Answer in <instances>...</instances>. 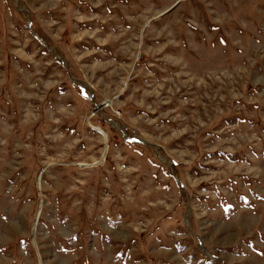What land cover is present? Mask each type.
<instances>
[{
	"label": "rangeland",
	"instance_id": "374dc122",
	"mask_svg": "<svg viewBox=\"0 0 264 264\" xmlns=\"http://www.w3.org/2000/svg\"><path fill=\"white\" fill-rule=\"evenodd\" d=\"M0 264H264V0H0Z\"/></svg>",
	"mask_w": 264,
	"mask_h": 264
},
{
	"label": "water",
	"instance_id": "95a60500",
	"mask_svg": "<svg viewBox=\"0 0 264 264\" xmlns=\"http://www.w3.org/2000/svg\"><path fill=\"white\" fill-rule=\"evenodd\" d=\"M173 7H174V6H172L170 9H172ZM170 9H169V10H170ZM169 10H167V11H169ZM167 11H166V12H167ZM107 103H108V102H106V103L104 102V103H102V104L96 106L95 110H96V111L101 110V108H102L105 104H107ZM102 158H103V157H102ZM41 174H42V172H40L38 176L41 177ZM40 177H39V178H40ZM40 211H41V206H40V210H39L38 213H37L36 221H38V218H39V215H40Z\"/></svg>",
	"mask_w": 264,
	"mask_h": 264
},
{
	"label": "bare ground",
	"instance_id": "6f19581e",
	"mask_svg": "<svg viewBox=\"0 0 264 264\" xmlns=\"http://www.w3.org/2000/svg\"><path fill=\"white\" fill-rule=\"evenodd\" d=\"M96 106H97V105H96ZM91 127L94 128V129H96V130H98L99 132H101V130H102V129H100V128H97V126H92V125H91ZM103 159H104V157H103ZM103 159H102V160H103ZM102 160H101V161H102ZM101 161H100V162H101Z\"/></svg>",
	"mask_w": 264,
	"mask_h": 264
}]
</instances>
